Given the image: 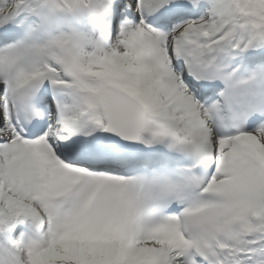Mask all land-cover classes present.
<instances>
[{
    "label": "snow or ice",
    "instance_id": "snow-or-ice-1",
    "mask_svg": "<svg viewBox=\"0 0 264 264\" xmlns=\"http://www.w3.org/2000/svg\"><path fill=\"white\" fill-rule=\"evenodd\" d=\"M0 264H264V0H0Z\"/></svg>",
    "mask_w": 264,
    "mask_h": 264
}]
</instances>
